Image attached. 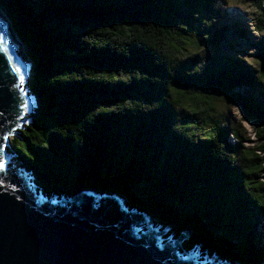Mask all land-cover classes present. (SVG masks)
Listing matches in <instances>:
<instances>
[{
	"label": "trees",
	"instance_id": "1",
	"mask_svg": "<svg viewBox=\"0 0 264 264\" xmlns=\"http://www.w3.org/2000/svg\"><path fill=\"white\" fill-rule=\"evenodd\" d=\"M249 1L262 31L264 0ZM220 3L0 0L31 63L27 86L35 98L23 140L12 137L11 148L44 192H116L163 226L189 229L188 246L199 242L239 264H261L264 67L225 56L211 61L200 49L205 61L192 70L193 55H185L196 40L221 42L214 26L228 11ZM258 52L264 57V45ZM219 96L255 126L254 140L239 125L227 132L213 119Z\"/></svg>",
	"mask_w": 264,
	"mask_h": 264
},
{
	"label": "water",
	"instance_id": "2",
	"mask_svg": "<svg viewBox=\"0 0 264 264\" xmlns=\"http://www.w3.org/2000/svg\"><path fill=\"white\" fill-rule=\"evenodd\" d=\"M12 35L0 13V264H239L188 246L189 229L163 226L121 194L44 192L32 170L10 162V137L21 138L35 100L31 63Z\"/></svg>",
	"mask_w": 264,
	"mask_h": 264
},
{
	"label": "rangeland",
	"instance_id": "3",
	"mask_svg": "<svg viewBox=\"0 0 264 264\" xmlns=\"http://www.w3.org/2000/svg\"><path fill=\"white\" fill-rule=\"evenodd\" d=\"M222 2L223 3H220V5L225 7L228 11L227 17L224 20L227 21L226 23L229 27H225L222 24L224 20L215 24L214 32L221 34V42L218 43V46H207L196 40L195 43L187 47L188 52L185 55L187 57L188 55H193L192 59L189 58V60H187L189 62L194 61L192 70L200 67L202 62L205 61L204 57L200 54V49L209 53V60L211 61H213L215 57L225 56L246 61L255 69H259L261 66L264 67V57H261L258 52V46L264 45V30L259 31L258 29V10L255 9L252 1L249 0H222ZM198 9H200V7H198ZM184 11H186V9H184ZM193 16L196 17V14L194 13ZM12 38L15 42L17 41L14 35H12ZM198 46H200V48H198ZM183 53H185V51ZM243 93L249 94L246 90H244ZM261 101L264 102V92ZM213 104L215 110L211 112V115L213 119H218V121L221 122L222 127L227 132H231L233 126L239 125V131L244 137H249L252 140L255 139V136H253V129L255 126L251 123L242 121V112L240 108L232 102L230 97L219 96L214 100ZM190 114V112H187L186 121L191 117ZM198 137H201V135H198ZM11 139L12 137H10V142ZM228 140L231 144H235L233 137L230 135L228 136ZM253 146L254 144L252 142H245L243 144L244 148ZM7 150L11 153L13 152L10 148H7ZM17 157L18 155H13L11 158L12 162H16Z\"/></svg>",
	"mask_w": 264,
	"mask_h": 264
},
{
	"label": "snow or ice",
	"instance_id": "4",
	"mask_svg": "<svg viewBox=\"0 0 264 264\" xmlns=\"http://www.w3.org/2000/svg\"><path fill=\"white\" fill-rule=\"evenodd\" d=\"M22 79V77H21ZM5 167L4 161L2 158H0V169H3Z\"/></svg>",
	"mask_w": 264,
	"mask_h": 264
}]
</instances>
